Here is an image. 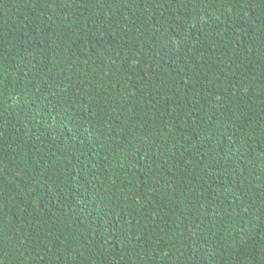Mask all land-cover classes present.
Segmentation results:
<instances>
[{"label": "trees", "instance_id": "trees-1", "mask_svg": "<svg viewBox=\"0 0 264 264\" xmlns=\"http://www.w3.org/2000/svg\"><path fill=\"white\" fill-rule=\"evenodd\" d=\"M0 264H264V0H0Z\"/></svg>", "mask_w": 264, "mask_h": 264}]
</instances>
